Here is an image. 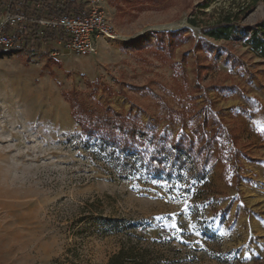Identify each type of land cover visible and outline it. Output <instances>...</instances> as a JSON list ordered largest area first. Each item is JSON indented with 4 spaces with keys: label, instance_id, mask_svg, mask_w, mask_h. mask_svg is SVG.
Returning <instances> with one entry per match:
<instances>
[{
    "label": "rangeland",
    "instance_id": "obj_1",
    "mask_svg": "<svg viewBox=\"0 0 264 264\" xmlns=\"http://www.w3.org/2000/svg\"><path fill=\"white\" fill-rule=\"evenodd\" d=\"M251 1L104 0L119 38L95 54L0 51V264H99L130 243L151 264H264V62L248 33L202 32ZM261 20L264 0L240 24ZM75 99L152 122L168 162L177 138L200 159L110 165L79 138Z\"/></svg>",
    "mask_w": 264,
    "mask_h": 264
},
{
    "label": "trees",
    "instance_id": "obj_2",
    "mask_svg": "<svg viewBox=\"0 0 264 264\" xmlns=\"http://www.w3.org/2000/svg\"><path fill=\"white\" fill-rule=\"evenodd\" d=\"M259 0L239 6L238 12L227 15L223 20L206 24L202 27V32L215 39L236 40L248 33L246 42L252 50L264 62V20H261L253 27L242 26L240 20L243 14L252 10ZM10 5L14 11L35 14L34 6L41 4L47 15L55 14L59 11L76 15L81 10L83 3L80 0H0V14L6 6ZM4 6V7H3ZM196 23V20H191ZM24 45L15 49H25L29 52L39 51L44 44H51L54 40H66L62 30L45 28L35 36L34 29L25 34ZM35 37L34 42H30ZM1 51V50H0ZM72 113L82 135L79 136L87 151L91 152L100 160H105L110 165L118 163H136L145 168L151 174H167L175 170L184 163L183 151H188L193 157V161L198 162L199 156H193V148H186L183 138L174 140V157L168 162L167 149L161 141L156 142L154 124L152 122H142L136 113H121L113 110L94 111L86 108L85 104L75 99L71 100ZM174 113V110L169 108ZM206 143L213 142L212 133L201 134ZM192 142V141H191ZM173 152H171L172 154ZM178 163V164H177ZM149 250L138 247L135 243L123 245L114 252L105 263L99 264H151L149 262ZM68 259V258H67ZM72 264H81L73 262ZM91 264V263H89Z\"/></svg>",
    "mask_w": 264,
    "mask_h": 264
},
{
    "label": "built area",
    "instance_id": "obj_3",
    "mask_svg": "<svg viewBox=\"0 0 264 264\" xmlns=\"http://www.w3.org/2000/svg\"><path fill=\"white\" fill-rule=\"evenodd\" d=\"M83 6L78 14L61 11L47 15L41 4L34 6L35 14L14 11L7 4L0 14V50L24 45L25 34L34 29L38 36L45 28L62 30L66 40L57 39L69 50L83 56L95 54L102 39L119 38L115 24L107 13L104 0H80ZM4 7V6H3ZM35 37L30 42H34ZM25 50V49H24Z\"/></svg>",
    "mask_w": 264,
    "mask_h": 264
}]
</instances>
